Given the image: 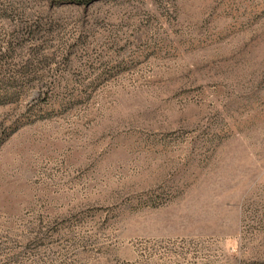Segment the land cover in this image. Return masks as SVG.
<instances>
[{
    "label": "rangeland",
    "instance_id": "374dc122",
    "mask_svg": "<svg viewBox=\"0 0 264 264\" xmlns=\"http://www.w3.org/2000/svg\"><path fill=\"white\" fill-rule=\"evenodd\" d=\"M0 264H264V0H0Z\"/></svg>",
    "mask_w": 264,
    "mask_h": 264
},
{
    "label": "trees",
    "instance_id": "16d2710c",
    "mask_svg": "<svg viewBox=\"0 0 264 264\" xmlns=\"http://www.w3.org/2000/svg\"><path fill=\"white\" fill-rule=\"evenodd\" d=\"M78 3H87V2H91V1H96V0H75Z\"/></svg>",
    "mask_w": 264,
    "mask_h": 264
}]
</instances>
